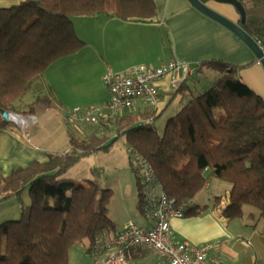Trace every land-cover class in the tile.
<instances>
[{
    "label": "trees",
    "instance_id": "trees-1",
    "mask_svg": "<svg viewBox=\"0 0 264 264\" xmlns=\"http://www.w3.org/2000/svg\"><path fill=\"white\" fill-rule=\"evenodd\" d=\"M236 1L246 14L242 30L264 49V0ZM100 15L145 21L156 17V7L153 0H28L0 9V130L14 128L1 112L33 116L38 105L52 108L43 96L44 72L84 47L72 18ZM245 67L221 60L194 67L196 75L212 72V83L201 93L190 79L182 83L173 97L189 100L167 120L161 136L150 121L152 114L131 110L105 126L101 135L96 126H82L89 135H71L67 152L51 155L44 163L31 162L7 176L0 173V201L20 199L24 192L31 201L29 207L22 205L18 221L0 225V264H68L71 247L87 243L90 248L97 238L114 232L108 218L111 191L61 178L82 158L107 151L110 144L102 135L113 130L151 165L160 189L176 206L188 204L185 216L209 210L194 200L215 178L229 185L223 217L239 219L244 207H251L264 229V99L241 81ZM29 92L35 94L34 101L26 111L19 109ZM137 186L142 214L139 182ZM221 201L214 197L213 207Z\"/></svg>",
    "mask_w": 264,
    "mask_h": 264
},
{
    "label": "crops",
    "instance_id": "crops-1",
    "mask_svg": "<svg viewBox=\"0 0 264 264\" xmlns=\"http://www.w3.org/2000/svg\"><path fill=\"white\" fill-rule=\"evenodd\" d=\"M25 1L28 0H0V9ZM153 2L156 17L152 20L122 21L105 15L72 18L75 33L84 47L60 62L69 60L76 71L58 87L61 93L58 109L62 111L64 108L65 116L74 107L100 105L108 99V89L102 81L107 71L123 73L136 65L157 67L172 59L191 68L210 60H221L237 67L247 66L241 71V81L264 99V71L256 64L254 54L238 38L197 12L186 0ZM213 2L207 4L212 10L233 22L238 21V13L233 7ZM66 81L68 84H65ZM159 93L160 101L156 107L159 115L170 109L173 111L171 114H176L189 100L188 96L173 97L175 91L169 78L160 82ZM145 109L143 104L138 107L135 104L131 113L150 114ZM65 116L62 117L63 122ZM31 117L34 121L30 125L36 124V115ZM26 123L22 124L24 128L15 126L16 130L9 127L0 130V173L3 176L31 162L44 163L48 160L46 153L34 145L27 135L26 130L30 125ZM208 187L207 183L204 189ZM225 187L227 191L224 197L220 196L222 201L217 207H213L211 202L205 204L209 210L200 216L172 220L173 239L192 245L214 243L217 245L214 254L223 264H264L263 222L258 214L249 209H243L239 219L224 218L222 213L227 205L229 185ZM128 222L134 221L127 220L120 229L107 234L108 238L120 232ZM137 225L143 229L151 227L142 214ZM82 246L86 247L87 243ZM126 256L128 264H166L144 248L134 249Z\"/></svg>",
    "mask_w": 264,
    "mask_h": 264
},
{
    "label": "built area",
    "instance_id": "built-area-1",
    "mask_svg": "<svg viewBox=\"0 0 264 264\" xmlns=\"http://www.w3.org/2000/svg\"><path fill=\"white\" fill-rule=\"evenodd\" d=\"M256 64L260 66L258 61ZM193 71L176 59L157 67L136 65L123 73L107 71L102 81L108 89V99L100 105L72 108L67 112L65 122L73 129L96 126L101 135L105 126L130 112L136 101L155 108L160 100L159 84L163 79L169 78L175 91L191 78ZM128 153L144 200L142 215L151 227L143 229L128 222L115 235L99 237L92 247H84L87 255L94 258V262L100 260L101 264H128L126 255L134 249L144 248L166 264H223L214 254L216 244L192 245L173 239L170 222L183 219L188 204L176 206L160 189L151 165L135 151L128 149Z\"/></svg>",
    "mask_w": 264,
    "mask_h": 264
},
{
    "label": "rangeland",
    "instance_id": "rangeland-1",
    "mask_svg": "<svg viewBox=\"0 0 264 264\" xmlns=\"http://www.w3.org/2000/svg\"><path fill=\"white\" fill-rule=\"evenodd\" d=\"M213 3L232 8V6L227 4ZM60 60L62 59L52 63L43 74L45 84L43 96L52 102V108L49 109L45 106L38 105L34 111V115L37 117L36 124L30 125L34 120H29L26 123L30 125L26 130L27 135L34 145H37L41 151L46 153L47 157L67 152L70 149L69 138L71 135L76 139H82L89 135L88 132L83 131L84 128L82 126L79 129H73L72 126L62 120V117L65 116V110L64 108L62 111L58 109L60 106V98L58 97L61 96L58 87L59 84L64 83L65 78L67 80L70 76L76 74V71L70 65L69 60L65 61V63H60L64 62ZM193 72L189 80L190 85L196 92L201 93L211 85L214 74L210 71H206L205 74L199 77L196 76L195 70ZM51 84H53L57 92L55 89L53 90ZM65 84H68V82L66 81ZM34 99L35 94L33 92L27 93L23 96L18 108L26 111L27 105L32 103ZM16 104H19V102ZM135 104L136 107H138L142 103L138 100ZM143 106L152 114L153 117L150 121H155V131L161 136L167 120L175 114H171L173 111L170 109L166 110L162 115H159L160 111L156 109L157 106L155 108L146 105ZM168 114H171L169 116L170 118H166ZM13 125L16 130V125ZM18 127L24 128L25 125H20ZM115 131L116 130H113V132L106 131V134L102 135L107 136L105 138L106 142L110 144L107 151H99L82 158L78 164L69 169L61 177L62 179L73 181L75 185L89 186L91 183H95L100 190L109 189L111 191V198L108 205V218L114 224V231L120 229L122 224L127 220H132L136 224L141 220V214L137 209L138 182L133 171V166H131L129 162L128 146L125 138L122 135H117ZM208 184L209 187L203 189L196 196L194 200L195 204L203 206L205 204H210L216 196L224 197L227 191L225 186L228 187V184L215 178H210ZM30 203V197L27 192H24L20 196V199L10 197L0 201V225L6 222L18 221L21 217L22 205L24 207H29ZM246 209L252 210L258 214V211L254 208L244 207V210ZM68 264L101 263L100 260L94 262V258L87 255L84 247L77 244L69 249Z\"/></svg>",
    "mask_w": 264,
    "mask_h": 264
},
{
    "label": "water",
    "instance_id": "water-1",
    "mask_svg": "<svg viewBox=\"0 0 264 264\" xmlns=\"http://www.w3.org/2000/svg\"><path fill=\"white\" fill-rule=\"evenodd\" d=\"M186 1L197 12L207 17L208 19L214 21L215 23L219 24L220 26L224 27L236 38H238L254 54L256 60L260 63V66L264 71V49H262L257 42H255L242 30L240 25L245 22L246 14L243 6L239 2H237L236 0H214V2L220 4H227L235 9V11L238 13L239 19L237 22H233L225 16L212 10L207 4L201 3L199 0ZM1 116L3 120L15 124L16 126H20L22 124H18L16 121H14L13 117L24 118L28 121L32 118L31 116H21L16 113L6 112H1Z\"/></svg>",
    "mask_w": 264,
    "mask_h": 264
},
{
    "label": "bare ground",
    "instance_id": "bare-ground-1",
    "mask_svg": "<svg viewBox=\"0 0 264 264\" xmlns=\"http://www.w3.org/2000/svg\"><path fill=\"white\" fill-rule=\"evenodd\" d=\"M13 120L16 121L18 124H24L28 121L24 118H17V117H13Z\"/></svg>",
    "mask_w": 264,
    "mask_h": 264
}]
</instances>
